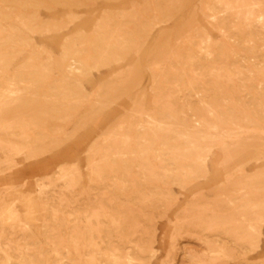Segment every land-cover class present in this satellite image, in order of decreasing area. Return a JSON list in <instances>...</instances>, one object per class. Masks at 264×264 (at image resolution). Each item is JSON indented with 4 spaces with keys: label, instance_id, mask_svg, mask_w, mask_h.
<instances>
[{
    "label": "rangeland",
    "instance_id": "rangeland-1",
    "mask_svg": "<svg viewBox=\"0 0 264 264\" xmlns=\"http://www.w3.org/2000/svg\"><path fill=\"white\" fill-rule=\"evenodd\" d=\"M221 1L0 0V264H264V0Z\"/></svg>",
    "mask_w": 264,
    "mask_h": 264
},
{
    "label": "bare ground",
    "instance_id": "bare-ground-1",
    "mask_svg": "<svg viewBox=\"0 0 264 264\" xmlns=\"http://www.w3.org/2000/svg\"><path fill=\"white\" fill-rule=\"evenodd\" d=\"M222 1H223V0H222ZM222 1H221V2H222ZM235 1H236V0H235ZM217 2H218V1H217ZM238 2H239V1H238ZM238 2H237V3H238ZM250 2H252V1H250ZM218 3H220V2H218ZM218 3H217V5H218ZM234 3H235V2H234ZM234 3H233V5H234ZM227 4L229 5V3H227ZM237 5H238V4H237ZM224 6H226V5H224ZM224 6H223V7H224ZM232 7H233V6H232ZM240 7H241V6H240ZM244 10H245V9H244ZM208 11H209V10H208ZM237 12H238V11H237ZM237 12L235 13L236 15H237ZM239 12H241V11H239ZM239 12H238V13H239ZM244 14H245V13H244ZM239 15H241V14H239ZM242 16H243V15H241V18H242ZM234 17L236 18V16H234ZM243 17L246 18V16H243ZM247 18H248V17H247ZM247 18H246L245 20H247ZM258 19H259V18H258ZM212 21H213V20H212ZM242 21H243V20H242ZM243 22H244V21H243ZM234 23H235V22H234ZM202 44H203V43H202ZM209 45H210V44H209ZM209 45L206 44V46H209ZM11 85H12V84H11ZM3 90H4V89H3ZM2 95H3V94H2ZM9 96H10V95H9ZM163 111H164V110H163ZM167 111H169V110H167ZM170 113H171V112H170ZM147 119H148V118H147ZM167 119H168V118H167ZM123 123H124V122H123ZM129 123H131V120L129 121ZM119 125H120V123H119ZM119 125H118V126H119ZM130 125H131V124H130ZM121 128H122V126H121ZM121 128H119V130H120ZM128 128H129V127H128ZM130 128H131V127H130ZM155 128H156V127H155ZM157 130H158V129H157ZM214 131H215V130H214ZM122 134H123V133H122ZM184 134H185V133H184ZM113 136H114V135H113ZM119 136H120V135H119ZM120 137H121V136H120ZM120 137H118V138H120ZM124 137H125V136H124ZM122 144H124V143H122ZM247 229H248V228H247Z\"/></svg>",
    "mask_w": 264,
    "mask_h": 264
}]
</instances>
